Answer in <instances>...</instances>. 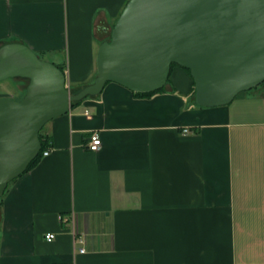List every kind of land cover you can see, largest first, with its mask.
Masks as SVG:
<instances>
[{
	"label": "crops",
	"instance_id": "crops-1",
	"mask_svg": "<svg viewBox=\"0 0 264 264\" xmlns=\"http://www.w3.org/2000/svg\"><path fill=\"white\" fill-rule=\"evenodd\" d=\"M128 1L0 0V46L62 67L74 95ZM192 82L180 66L146 98L107 82L44 124L48 155L0 199V264H264V86L199 107Z\"/></svg>",
	"mask_w": 264,
	"mask_h": 264
},
{
	"label": "water",
	"instance_id": "water-1",
	"mask_svg": "<svg viewBox=\"0 0 264 264\" xmlns=\"http://www.w3.org/2000/svg\"><path fill=\"white\" fill-rule=\"evenodd\" d=\"M99 45L96 76L76 94L58 66L28 46H0V81L25 78L20 100L0 98V197L38 156L39 130L107 82L160 90L173 63L189 69L199 107L228 105L264 82V0H129Z\"/></svg>",
	"mask_w": 264,
	"mask_h": 264
},
{
	"label": "rangeland",
	"instance_id": "rangeland-1",
	"mask_svg": "<svg viewBox=\"0 0 264 264\" xmlns=\"http://www.w3.org/2000/svg\"><path fill=\"white\" fill-rule=\"evenodd\" d=\"M41 59H43V57L44 56H42L41 54H37ZM44 58H46V57H44ZM12 81H13V78H8L7 80H5V81H1L0 82V95H2L1 97H6L7 98V95L6 94H8V91H9V93H12L13 95H14V97H15V99L17 98H21L22 96H23V93H19L18 91H15V88H11V87H9L8 89H7V91H3V88L6 86V85H8V84H12ZM16 82H17V84H18V87H16V89L18 88V90L19 91H21V92H23V89H25V86H26V84H27V79H25V78H22V79H16ZM263 86H264V83H260L257 87H255V88H251V89H249V90H246V91H244V92H242V93H240L239 95H237L238 96V98H242V97H244L245 95H247V96H252V95H257L258 94V92L263 88Z\"/></svg>",
	"mask_w": 264,
	"mask_h": 264
},
{
	"label": "trees",
	"instance_id": "trees-1",
	"mask_svg": "<svg viewBox=\"0 0 264 264\" xmlns=\"http://www.w3.org/2000/svg\"><path fill=\"white\" fill-rule=\"evenodd\" d=\"M58 66V65H57ZM174 66H179V65H177V64H175V63H173V65L171 66V69L174 67ZM181 67V66H180ZM58 68L63 72V68L62 67H59L58 66ZM171 69H170V72H171ZM183 70H185L187 73H189L190 74V71H189V69L187 70V69H184V68H182ZM191 76V75H190ZM169 77H170V73H169V75H168V78H167V82L166 83H168L169 82ZM17 79H19V78H17ZM192 80H193V78H192ZM193 82H194V80H193ZM192 82V83H193ZM166 83H165V85H166ZM165 85L160 89V90H158V91H150V92H147V93H142V92H134V94L135 95H137V96H140V97H142V98H146L147 96H151V95H153V94H158V93H161V91H163L164 90V87H165ZM81 89V88H80ZM24 92H25V90L23 89V94H24ZM193 96H195V86H194V83H193V87H192V90H191V97H192V100H193V102L196 104V102H195V100H194V97ZM22 98V97H21ZM21 98H19V99H17V100H20ZM77 104L78 102H72L71 104ZM196 105H198V104H196ZM42 130V129H41ZM41 130H39L40 132H39V139H40V145H41V148H40V151H39V154H38V156L36 157V158H34L30 163H29V165H28V167H27V169L25 170V172L27 171V170H29L32 166H35L37 163H38V161H39V157H41V155H42V153H43V151L47 148V140H46V138L43 136V134H42V131ZM24 172V173H25ZM23 174V173H22ZM13 181V180H12ZM10 184V183H9ZM8 184V185H9ZM8 187V186H7ZM6 188V187H5ZM6 190V189H5ZM0 199H1V197H0Z\"/></svg>",
	"mask_w": 264,
	"mask_h": 264
},
{
	"label": "built area",
	"instance_id": "built-area-1",
	"mask_svg": "<svg viewBox=\"0 0 264 264\" xmlns=\"http://www.w3.org/2000/svg\"><path fill=\"white\" fill-rule=\"evenodd\" d=\"M186 132V131H185ZM101 139H100V136L98 134V132H93L90 137H89V141L87 142V147L89 149V151L91 152H94V151H97L101 145ZM42 155H48V150H44ZM61 219H64V221H66L67 219L64 218V216L60 215ZM72 219V218H71ZM54 235L53 234H50V233H46L44 235V238L46 239V241H52L54 239ZM80 253H83L84 250L83 249H80L79 250Z\"/></svg>",
	"mask_w": 264,
	"mask_h": 264
}]
</instances>
